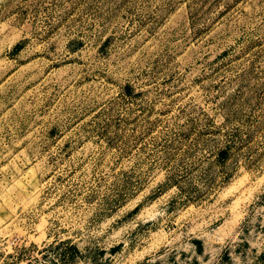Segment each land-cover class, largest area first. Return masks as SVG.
Here are the masks:
<instances>
[{
	"label": "rangeland",
	"instance_id": "rangeland-1",
	"mask_svg": "<svg viewBox=\"0 0 264 264\" xmlns=\"http://www.w3.org/2000/svg\"><path fill=\"white\" fill-rule=\"evenodd\" d=\"M0 264H264V0H0Z\"/></svg>",
	"mask_w": 264,
	"mask_h": 264
}]
</instances>
